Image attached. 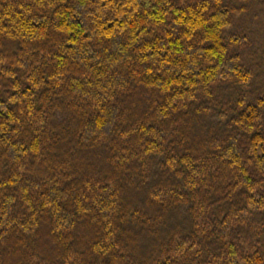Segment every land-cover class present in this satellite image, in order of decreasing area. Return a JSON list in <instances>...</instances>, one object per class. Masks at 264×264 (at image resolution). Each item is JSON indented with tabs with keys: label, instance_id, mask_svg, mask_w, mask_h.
I'll list each match as a JSON object with an SVG mask.
<instances>
[{
	"label": "trees",
	"instance_id": "trees-1",
	"mask_svg": "<svg viewBox=\"0 0 264 264\" xmlns=\"http://www.w3.org/2000/svg\"><path fill=\"white\" fill-rule=\"evenodd\" d=\"M262 1L0 0V264H264Z\"/></svg>",
	"mask_w": 264,
	"mask_h": 264
},
{
	"label": "rangeland",
	"instance_id": "rangeland-1",
	"mask_svg": "<svg viewBox=\"0 0 264 264\" xmlns=\"http://www.w3.org/2000/svg\"><path fill=\"white\" fill-rule=\"evenodd\" d=\"M258 3L257 7L254 9V19L256 21L250 22L249 19V24L252 23L249 27L252 29L253 34L256 35L255 37H257L258 41H264V2L262 5H259Z\"/></svg>",
	"mask_w": 264,
	"mask_h": 264
}]
</instances>
